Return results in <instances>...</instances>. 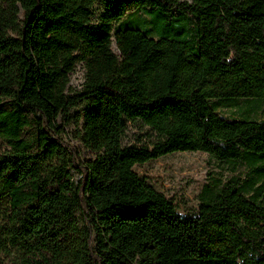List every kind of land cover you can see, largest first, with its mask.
<instances>
[{"label":"trees","instance_id":"trees-1","mask_svg":"<svg viewBox=\"0 0 264 264\" xmlns=\"http://www.w3.org/2000/svg\"><path fill=\"white\" fill-rule=\"evenodd\" d=\"M239 100L264 103V0H0V264H264V118L217 111ZM79 107L83 164L56 126ZM177 152L243 171L180 214L136 171Z\"/></svg>","mask_w":264,"mask_h":264},{"label":"rangeland","instance_id":"rangeland-1","mask_svg":"<svg viewBox=\"0 0 264 264\" xmlns=\"http://www.w3.org/2000/svg\"><path fill=\"white\" fill-rule=\"evenodd\" d=\"M191 2L192 0H180ZM134 11H127L125 18ZM128 24L137 27L143 32L147 28H154L158 25L151 14H142L130 18ZM156 27V28H157ZM113 50L116 52L115 46ZM82 84V69L76 67V71L71 77L70 86L79 90ZM82 107L73 110L67 121L57 122L56 126L61 127L63 132L59 139L63 144V151L66 156L69 151L76 154V162L83 164L93 159L95 154L82 147L78 139V130L82 126V121L78 116ZM217 111L223 115L240 117L247 114L251 118H264V103L259 105L255 102H245L239 100L235 105L218 106ZM31 131L27 132L28 136ZM155 139L154 133L147 127L139 123L128 125L123 136L125 145H142L152 143ZM3 144L0 141V151H3ZM136 171L157 192L163 194L168 200L177 206L180 214H193L199 205L198 195L203 185L209 183L213 177L225 180L232 175H238L243 171V166L218 163L210 159L209 156L201 152H177L163 156L157 160L136 167ZM77 178V176L75 177Z\"/></svg>","mask_w":264,"mask_h":264}]
</instances>
